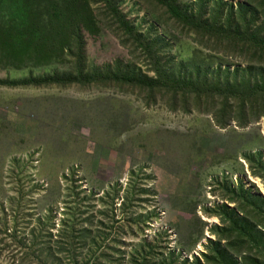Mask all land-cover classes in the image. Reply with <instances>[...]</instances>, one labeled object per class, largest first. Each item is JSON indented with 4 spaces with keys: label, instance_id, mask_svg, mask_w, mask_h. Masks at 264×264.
I'll list each match as a JSON object with an SVG mask.
<instances>
[{
    "label": "rangeland",
    "instance_id": "374dc122",
    "mask_svg": "<svg viewBox=\"0 0 264 264\" xmlns=\"http://www.w3.org/2000/svg\"><path fill=\"white\" fill-rule=\"evenodd\" d=\"M54 1L55 9L65 12L66 20L58 21L63 34L54 41L51 37L42 54L56 52L66 37L73 39L69 29L74 21L86 23L74 13L73 2L62 6L61 0ZM117 1L121 15L152 50L123 45L114 26L102 18L101 4L92 3L98 29L80 22L79 30L88 71L119 69L154 77L162 70L185 76L196 67L203 73L249 70L240 54L207 47L202 35L190 33L159 0ZM206 1L211 4L179 0L178 5L189 14L210 16L219 11L215 5L230 6L237 14L243 4ZM53 12H43L45 21ZM43 21L34 31L36 39L45 41ZM258 28L264 34V23ZM67 53L62 61L38 68H14L0 54V81L69 73L73 64ZM148 92L126 85H0V264H29L24 255L30 232L46 228L49 220L56 237L62 226L77 228L89 217L107 228L129 264L142 261L148 245L155 248L159 264L165 258L169 264L173 257L191 263L217 239L219 208L234 209L230 200L240 184L264 198V117L244 126L234 103L235 119L220 128L211 99L203 98L199 107L193 96L184 104L170 91ZM245 243L249 257L244 262L234 255L235 262L264 264L263 248L251 239Z\"/></svg>",
    "mask_w": 264,
    "mask_h": 264
},
{
    "label": "trees",
    "instance_id": "16d2710c",
    "mask_svg": "<svg viewBox=\"0 0 264 264\" xmlns=\"http://www.w3.org/2000/svg\"><path fill=\"white\" fill-rule=\"evenodd\" d=\"M178 1L159 0V3L168 9L176 21L188 28L190 33L202 35L199 38L208 42L205 43L207 47L214 46L223 50L227 48L234 54H240L247 60L249 70L243 72L236 69L230 73L229 70L221 71L218 68L211 70V73H203L201 68L196 67L192 74L185 72V76L169 75L168 71L162 70L154 77L128 70L121 72L119 69L113 72L96 69L88 71L86 44L79 30L80 22L85 28L98 29L99 19L92 15V3L101 4L105 13L102 18H106L114 26L123 45L131 43L132 46L152 50L151 45L145 44L143 37L121 15L117 0H61L62 6L73 2L74 13L80 15L86 23L83 24L82 20L74 21V27L69 29L73 39L66 37L65 42L60 41V46L62 43L63 45L57 47L56 52L46 54H42V48L50 38L54 41L63 34V27L58 21L66 20L65 12L55 9L54 0H0V54L8 61V65L14 68L51 66L62 61L61 57L66 49L67 57L73 64L69 73L31 76L22 81L1 80L0 85L9 88H62L73 83L86 87L126 85L129 88L149 90L150 96L155 91H170L184 104H188L189 98L193 96L195 106L199 107L203 106V98L211 99L220 128L228 126L235 119L234 103L239 104L244 126L264 117V34L258 28L260 23H264V0H242L243 4L238 5L240 13L237 14L230 6L218 4L215 8L219 11L214 10L210 16H206V13L196 16L189 14L181 9ZM200 2L211 4L206 0ZM225 7L229 11L223 14ZM49 10H53L55 15L50 19L46 17L48 19L45 21L43 12ZM75 17L73 14L72 20ZM41 19L44 20L43 31L48 35L45 41L36 39L34 31ZM36 42L38 44H32ZM259 158H262L261 153ZM260 167L264 178V163ZM233 195L230 203L235 205L234 209L230 210L226 206L219 208L218 217L222 227H217L220 234L214 242L209 241L207 252L200 257H193L191 263L188 259L173 257L169 264H237L235 256L242 257L245 262L249 257V246L246 248L245 242L249 239L264 250V198L253 196L242 184L233 191ZM49 221L46 228L39 229L36 233L30 232L32 241L29 253L24 255L29 264L30 260L33 264H129L118 242L112 240L107 228L100 222L95 223L94 218H87L77 228L67 229L62 226L56 237L52 235L53 227L51 220ZM234 238L238 239L236 243L231 242ZM22 247L26 248V245ZM147 249L148 255L135 264H159L155 248L148 245ZM165 260L167 259H163L161 263L167 264Z\"/></svg>",
    "mask_w": 264,
    "mask_h": 264
}]
</instances>
